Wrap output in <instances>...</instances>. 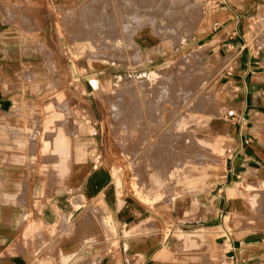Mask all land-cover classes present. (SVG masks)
I'll use <instances>...</instances> for the list:
<instances>
[{
    "label": "rangeland",
    "instance_id": "obj_1",
    "mask_svg": "<svg viewBox=\"0 0 264 264\" xmlns=\"http://www.w3.org/2000/svg\"><path fill=\"white\" fill-rule=\"evenodd\" d=\"M240 1L56 4L28 73L35 95L44 93L43 100L35 101L43 102L49 122L43 134V116L36 113L29 136L16 145L26 144L29 153L53 160L38 164L52 190L70 184L69 156L95 155L87 168L108 172L109 189L119 201L166 224L162 233L176 264H231L234 251H225L231 245H254V222L257 228L264 226V184L254 205V183L234 184L225 176L227 132L233 122L226 108L232 91L225 76L233 75L235 58L254 53V30L264 37V19L254 23V3L249 7ZM236 18L241 41L221 61L217 51L209 50L208 39L229 32ZM135 52L140 58L127 61ZM79 85L96 107L95 140L87 136L94 120L80 99ZM77 136L82 144L74 147L70 144L80 140ZM184 199L186 207L180 206ZM106 221L100 215L97 236L87 238L99 241V248L117 237Z\"/></svg>",
    "mask_w": 264,
    "mask_h": 264
},
{
    "label": "crops",
    "instance_id": "obj_2",
    "mask_svg": "<svg viewBox=\"0 0 264 264\" xmlns=\"http://www.w3.org/2000/svg\"><path fill=\"white\" fill-rule=\"evenodd\" d=\"M79 1L0 0V264H176L177 256L162 233L166 224L119 201L109 189L108 172L87 168L95 155L85 159L69 156L65 161L71 164V182L52 190L47 172L38 164L53 160L29 153L26 144L16 145L18 140L24 141L36 113L43 116L42 133L47 132L44 104L35 101L45 96L43 91L35 95L28 73L36 65V42L41 40L39 35H47L45 28L56 4ZM240 2L249 7L254 3V23L264 19V0ZM238 21L231 23L229 32L213 33L208 39L209 50L217 51L221 61L226 60L225 51L235 49L241 41ZM253 46L254 53L235 58L230 65L233 75L225 76L232 91L227 113L233 116L227 132L225 176L234 184L254 183L255 205L258 187L264 184V37L255 30ZM37 58L42 60L41 55ZM79 87L80 99L85 100L94 120L87 136L94 138L98 131L96 107L85 96V87ZM79 138L70 145L81 146L82 136ZM187 203L184 199L180 206ZM222 205L219 202L218 210ZM99 214L117 232V237L101 248L99 241L87 239L99 232ZM239 246L231 245L225 251H234L231 264H264V226L257 228L254 222V245Z\"/></svg>",
    "mask_w": 264,
    "mask_h": 264
},
{
    "label": "bare ground",
    "instance_id": "obj_3",
    "mask_svg": "<svg viewBox=\"0 0 264 264\" xmlns=\"http://www.w3.org/2000/svg\"><path fill=\"white\" fill-rule=\"evenodd\" d=\"M179 19H180V18H179ZM182 19H183V18H182ZM185 19H186V18H185ZM160 20H162V19L160 18ZM183 20H184V19H183ZM173 21H174V20H173ZM175 21H177V20L175 19ZM206 21L208 22V21H209V18H206ZM161 22H163V21H161ZM164 22H165V21H164ZM164 22H163V24H164ZM178 22H179V20H178ZM178 22H177V23H178ZM184 22H185V20H184ZM182 25H183V24H182ZM176 26H178V25L175 23L172 27H175V28H176ZM179 26H180V25H179ZM177 30H178V28H177ZM99 37H100V36H99ZM100 38H101V37H100ZM100 38H99V39H100ZM117 40H118V39H117ZM118 41H119V40H118ZM116 42H117V41H116ZM118 44H119V42H118ZM129 46H130V45H129ZM130 48H131L132 50L134 49V47H132V46H130ZM127 50H129V48H128ZM137 51H138V50H137ZM129 52H130V51H129ZM138 56H139V58H140V56H141L140 53H139V52H135L134 54H132V57L129 56L128 58H126V60H127V61H132V60H133L132 58H136V57H138ZM115 58H116V57H115ZM139 58H138V59H139ZM110 59L113 60L114 58H110ZM116 60H117V59H116ZM116 60H115V61H116ZM110 61H111V60H110ZM113 61H114V60H113ZM115 61H114V62H115ZM117 61H119V60H117ZM124 61H125V59H124Z\"/></svg>",
    "mask_w": 264,
    "mask_h": 264
}]
</instances>
